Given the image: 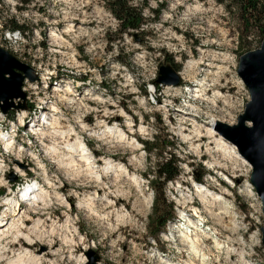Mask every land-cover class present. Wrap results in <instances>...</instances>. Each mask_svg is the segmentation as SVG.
Segmentation results:
<instances>
[{
  "label": "rangeland",
  "instance_id": "1",
  "mask_svg": "<svg viewBox=\"0 0 264 264\" xmlns=\"http://www.w3.org/2000/svg\"><path fill=\"white\" fill-rule=\"evenodd\" d=\"M147 2L144 30L121 37L104 0H0V20L14 17L26 25L20 41L2 39L0 45L34 68L37 78L24 81L26 109H12V116L0 111V132L15 134L10 150L0 137V220L17 223L7 200L28 180L38 178L49 193V204L36 209L22 200L20 210L30 215L0 234V264L16 262L25 250L27 264L37 257L41 264H88L91 250L96 264H202L172 226L200 239L208 264H264V212L253 168L218 149L220 138L232 144L219 132L206 136L214 119L233 125L245 111L250 92L239 62L259 39L251 34L252 43L242 49L239 16L217 0ZM151 9L160 11L158 18ZM6 30L17 28L0 22V32ZM168 63L181 83L158 91L152 80ZM45 114L56 122L42 136L35 124ZM156 135L173 142L166 151L180 158L182 173L164 190L175 218L153 238L149 220L157 194L147 176L154 177L158 152L148 156L140 140ZM77 140L87 145L94 169L65 148ZM108 161L122 169H104ZM201 184L226 204L198 194Z\"/></svg>",
  "mask_w": 264,
  "mask_h": 264
},
{
  "label": "bare ground",
  "instance_id": "2",
  "mask_svg": "<svg viewBox=\"0 0 264 264\" xmlns=\"http://www.w3.org/2000/svg\"><path fill=\"white\" fill-rule=\"evenodd\" d=\"M251 58L253 60V63L250 65V68L252 67L251 70L253 72L254 71L257 72L259 70L260 73L257 75L258 77H256V79H255L256 83H258V84H252V82H249V83L252 87L261 88L260 92L258 91L257 93H254V103L251 105V107L249 108V111H248V117L255 120V128L253 130H247L243 127H240V128H236V129H232V130L229 129L228 131H225L221 127H219V129L224 134H226L228 137H230L232 140H234L233 135H230V134H238V133L243 134L244 140L253 145V150H255L256 153L258 154L260 164H258V162L256 160H253L252 157H249L248 154H246V152L244 151L243 146L239 142L234 140V142L242 149L243 153L247 156V158L250 159L253 163H255V165H256V179L259 182V189L264 196V52L259 53L257 55H254ZM191 63L195 64L193 62H191ZM12 66L21 68L23 71L25 70L24 67L16 64V62L14 60H12L11 58L7 57L6 55L0 54V101L4 102V106L7 103V101H6L7 99L16 98L17 97L16 94L18 93L17 82H16L17 76L10 70V67H12ZM188 67L190 69L194 66L189 65ZM3 72L9 73L12 76L11 79L5 80L4 78H2L1 74ZM4 106H3V108H4ZM51 107L53 108V110H55L54 106H51ZM53 117L54 116H52V117L49 115L47 116V114L42 115L40 117V119L38 121H41V120L42 121L38 124H35V126L39 127L38 128L39 134H41L43 136L44 127L49 126L50 124H51L50 125L51 127H54L53 124L56 122L55 121L56 118H54V121H50V120H52L51 118H53ZM216 121H218V120L214 119L211 123V126L209 128H207V135L206 136L213 137V139L216 137V131H217L215 128V124H216L215 122ZM110 130L114 131L113 128H110ZM0 133H1L0 137H2L4 144H6L7 147H9L12 144L9 148H7L6 146L5 147L9 150L12 149L14 144H15V140L12 137V135H10L9 133H4V132H0ZM53 133H57V135L60 133L59 135H61L62 137L67 134V132L64 133V132H60V131H56ZM73 134H75V132ZM90 134L93 135V133H90ZM197 135L200 137L201 136L204 137L200 128H199V130H197ZM222 137H224V136H222ZM216 142H217V146H218L219 150L225 152L226 154L232 155L233 157L235 156L236 158L243 160L245 163L248 162L241 155L239 149L236 148L237 146L234 145L232 142L231 143L233 145L224 141L223 138L218 139ZM68 144L65 146V148H67L68 151L74 152L75 155L79 152L77 154L78 160L85 161L89 165V168H91V169L95 168L94 164H92L94 162V160L92 159L91 153H89L90 151L88 150L87 145L83 141L77 140L74 143H72L71 145H68ZM18 150L21 151L20 149H18ZM49 151H50V148H49ZM52 151L56 152V147H54V146L51 147L50 152H52ZM0 161H2V163L0 162V168H2L3 164H4V160H0ZM17 166L19 169L22 170L21 166H19V163ZM103 168L104 169H113V168L122 169V165L119 163L113 162V161H108L106 166H104ZM90 174H92V173H90ZM96 177L98 180L100 179V176L97 175ZM131 178H132V180H136V181L138 179V177H136L135 175L131 176ZM196 191L198 192V194L201 193L204 197L210 196L214 200H217L219 202H224V204H226L223 196H221L219 194L212 193L203 184L197 185ZM16 192L18 195H14L15 193L13 192L14 194L11 195L10 198L8 197L7 201H8V205H9V208H8L9 212L12 215L14 214L18 218L16 221L17 223H14V221L12 219L10 220V223L8 221L5 222L6 219H1L0 220V223H1L0 224V234L1 235H3V232L7 229L16 228L15 226L17 224H20L23 221V217H29V215H30L29 211L30 210L27 212L20 210V206H21V203L23 201L29 203V205H30L29 209H33V208L36 209L39 206H41V204H43V205L49 204V202H48L49 201L48 200L49 199V196H48L49 193L40 184L38 178L27 181L25 183V185L19 191H16ZM56 196L58 198H60L59 194H56ZM92 199L91 198L88 199L89 202L85 203L86 207L90 206V201ZM105 201H107V200H105ZM10 207H11V209H10ZM118 216H119V218L120 217H126L127 213H124V215L119 214ZM41 223H42V219L36 220L35 227H33V229H35V228L39 229V227H37V226H39ZM190 224L195 225L196 227L198 226V225H196L197 223L195 221H192V220H190ZM195 226H194V228H195ZM172 227H173L172 228L173 230L176 229L175 231H179V232L181 231L178 236L182 237V241L184 242V244L191 248V252L195 253V254L194 253L193 254L195 255L196 259H198L200 262H203L202 264H206V263L208 264L209 263L208 261L211 258L209 256V254L204 252L203 248L201 247L202 244H201L200 239L197 237L196 238L191 237L190 233L189 234L185 233L183 230H177L176 226H172ZM208 236H210V235H208ZM24 237H26V239L30 240V237H28V235H26ZM221 247H222V244L220 242H218L216 245V248L219 249ZM29 253H30L29 250H25L24 253H22V254L19 253L18 259L16 260V262H14L12 264H27L22 260V257L25 255H28ZM241 257H243V259L246 258L243 253L241 254ZM32 260H33V263H31V264H41L42 263L41 258H39V257L33 258ZM164 262H167V261L164 260ZM243 263L244 264H251V263L247 262L246 260L245 261L243 260ZM167 264H172V263H167Z\"/></svg>",
  "mask_w": 264,
  "mask_h": 264
},
{
  "label": "trees",
  "instance_id": "3",
  "mask_svg": "<svg viewBox=\"0 0 264 264\" xmlns=\"http://www.w3.org/2000/svg\"><path fill=\"white\" fill-rule=\"evenodd\" d=\"M23 5L29 4L33 0H20ZM111 13L118 20L119 35L123 37L125 34L132 35L135 31L144 30V25L147 23V18L144 15L145 8L148 7L147 0H104ZM225 5V7L239 16L242 25V31L239 33V43L243 49L246 45L250 46L252 40H249L251 34H254L259 39V47L264 41V0H217ZM22 7V6H21ZM20 7V8H21ZM156 18L159 17V10L151 9ZM5 27L12 29L26 30V25L19 23L14 17L0 20ZM252 50L248 48L245 52ZM243 52V53H245ZM242 53V54H243ZM167 60L173 59L168 57ZM124 64L129 65L127 60H121ZM152 84L156 90L160 91L162 84L157 82V79L152 80ZM14 115L13 111L8 115ZM148 156L156 150L158 152L157 161L155 164L154 177L149 178V183L155 190L157 196L154 199V213L149 220V235L153 238L160 237L161 233L166 230L168 223L175 218L174 204L165 196L164 190L168 182L177 179L181 173L179 162L180 158L173 150L166 151L168 147L174 145L167 138H161L160 135L153 136V139L140 140ZM204 173L197 177L198 182L203 183Z\"/></svg>",
  "mask_w": 264,
  "mask_h": 264
},
{
  "label": "water",
  "instance_id": "4",
  "mask_svg": "<svg viewBox=\"0 0 264 264\" xmlns=\"http://www.w3.org/2000/svg\"><path fill=\"white\" fill-rule=\"evenodd\" d=\"M262 52H264V41L261 43V45L259 47L243 53L241 55V58H240L238 73H239L240 77L242 78L243 82L245 83V85L249 88V92H250V100L246 104L245 111L239 115L238 122L236 124L231 125V124L225 123L223 121H219L215 124V128L222 136H224L227 140H229L234 145H236L237 148L239 149L241 155L251 164V166L253 168V171L251 174V181H252V183H253L256 191H257V194L259 195V197L262 200L263 212H264V196L259 189V182L256 179V165L250 159L247 158V156L243 153L242 149L234 142V140H236L237 142H239L243 146L244 151L246 152V154H248L249 157H252L253 160H256L258 162V164H260L258 154L256 153L255 150H253V145L244 140L243 134H239V133L238 134H230V135H233L234 140H232L230 137H228L226 134H224L219 129V127H221L225 131H228L229 129L232 130V129H236V128H240V127H243L247 130H253L255 128V120L248 117V111H249V108L251 107V105L254 103V93H257L258 91L260 92L261 88L252 87L249 82H252V84H258V83H256L255 79H256V77H258L257 75L260 72H259V70L257 72H255V71L253 72L251 70L252 67L250 68V65L253 63V60L251 57L254 55H257L259 53H262ZM0 54L6 55L7 57L14 60L16 62V64L25 68V70L23 71L21 68H18V67H13V66L10 67V70L17 76L16 82H17L18 93L16 94V96H17L16 98L7 99L6 100L7 103L5 106H4V102L0 101V111H2L3 113H8L12 109H17V110L26 109L27 108V101H26L27 93L23 89V84H24V81L26 78H30L33 81L37 79V78L33 77V73L35 72L34 68H32L27 63L21 61L19 58H17V56H15L12 52L5 49L1 45H0ZM1 76L5 80H9L12 77L7 72H3L1 74ZM157 82L162 84V85L163 84H165V85H179L181 83V76L179 75L178 71L174 68L173 64L168 63V64L160 66L159 76H158ZM23 102L25 103V107L22 104ZM3 106H4V108H3ZM14 179L15 178H13L12 180H14ZM262 232H263V243H264V226L262 227ZM88 256L90 258V262L88 264H96L98 258H97V256L95 257V252L93 250L88 252Z\"/></svg>",
  "mask_w": 264,
  "mask_h": 264
},
{
  "label": "built area",
  "instance_id": "5",
  "mask_svg": "<svg viewBox=\"0 0 264 264\" xmlns=\"http://www.w3.org/2000/svg\"><path fill=\"white\" fill-rule=\"evenodd\" d=\"M20 32H21L20 29L13 30V31L6 30L4 33L0 32V42H3L2 39L3 40L14 39L16 42H18L21 39L19 37ZM3 127H5V126L3 124H0V130H3L4 129ZM12 134H13V138L15 139V134L14 133H12Z\"/></svg>",
  "mask_w": 264,
  "mask_h": 264
}]
</instances>
